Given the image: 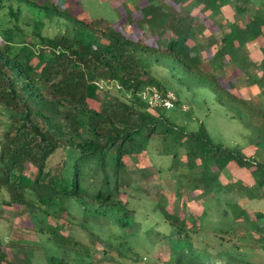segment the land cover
Masks as SVG:
<instances>
[{
    "label": "trees",
    "instance_id": "trees-1",
    "mask_svg": "<svg viewBox=\"0 0 264 264\" xmlns=\"http://www.w3.org/2000/svg\"><path fill=\"white\" fill-rule=\"evenodd\" d=\"M5 1H14L34 16L28 32L0 24V195L4 190L9 194L3 204L25 205L23 211L30 216L37 211L49 217L52 210L74 218L76 211L82 227L95 221L136 232L139 224L122 200L125 181L119 173L126 169V160L142 162L154 140L183 147L190 171L203 166L200 173L207 167L221 172L234 164L264 185V160L213 145L203 127L185 132L170 126L157 133L158 125L166 122L164 110L149 108L140 97L150 86L167 90L153 67L170 63L195 85L209 87L220 104L236 102L253 116L256 109L202 69L195 42L196 10L220 13L230 5L241 16L247 14L249 0H133L122 5L125 23L107 29L79 20L72 9L78 4L72 0L0 3ZM183 5L187 6L180 9ZM9 15L18 20L20 8L9 5ZM46 25L54 29L53 35L44 33ZM133 25L145 26L153 43L144 42L143 32L134 31ZM262 26L257 12L242 24H231L216 58L231 63L226 49L252 42ZM160 39L167 40L164 49L157 44ZM260 144L264 147V138ZM59 149L68 153L69 161L48 168ZM28 167L33 176L25 173ZM165 217L172 229L167 245L174 264H209L206 251L194 246L183 221L169 213ZM56 225L39 226L38 232L47 233V240L60 251L47 257V264H72V255L82 264H94L87 249L69 234L70 227L63 233V226ZM2 244L0 264H30L23 248L12 252Z\"/></svg>",
    "mask_w": 264,
    "mask_h": 264
},
{
    "label": "rangeland",
    "instance_id": "rangeland-1",
    "mask_svg": "<svg viewBox=\"0 0 264 264\" xmlns=\"http://www.w3.org/2000/svg\"><path fill=\"white\" fill-rule=\"evenodd\" d=\"M132 1L72 0L71 3L78 4V8L72 9L74 14L79 13V20L107 29L116 23H125L122 5L129 6ZM9 5L17 11L20 8L18 20L9 15ZM17 7L14 1L0 3V24L17 25L28 32L34 13L23 6ZM256 12L264 21V0H249L247 14L241 16L230 5L220 13L196 10L195 42L200 47L202 69L214 74L225 90L248 102L257 112L248 116L236 102L220 104L209 87L195 85L179 68L168 63L153 67V73L163 80L167 90L175 93L179 105L163 111L166 122L158 125L157 133L170 130V126L185 132H197L203 127L213 145L236 150L257 161L264 160V147L260 144L264 138V64L261 63L264 26L252 42L226 49L231 63L215 55L230 25L242 24ZM139 29L144 34L141 35L144 42L153 43L155 38L145 26L133 25V30L140 34ZM54 32L46 25L44 33L53 35ZM166 42L160 39L157 44L164 49ZM181 104L187 111L180 109ZM147 149V154H142V162L126 160V169L119 173L125 181L121 188L122 200L134 211L139 224L136 232L102 226L95 221H88L82 227L81 216L76 211H73L74 218L52 210L49 217L37 211L30 216L23 211L25 205L3 204V200H9L4 190L0 195L3 249L11 251L12 247L14 252L15 248H23L30 264H47V257L60 252L47 240V233L38 232L39 226L44 228L50 223L63 226V233L70 227L69 234L87 249L94 264H174L167 245L172 231L165 217L169 213L183 221L194 246L206 251L209 264H264V185L259 186L255 175L234 164L221 172L207 167L205 173H200L204 171L203 166L190 171L183 147L176 149L175 145L161 140L151 141ZM174 152H177L175 156ZM66 161H69L68 153L59 149L50 157L48 168ZM25 173L33 176L30 167ZM68 257L72 264H82L79 257ZM9 260H13L11 252Z\"/></svg>",
    "mask_w": 264,
    "mask_h": 264
},
{
    "label": "built area",
    "instance_id": "built-area-1",
    "mask_svg": "<svg viewBox=\"0 0 264 264\" xmlns=\"http://www.w3.org/2000/svg\"><path fill=\"white\" fill-rule=\"evenodd\" d=\"M140 97L151 109L171 110L179 105V99L171 90H160L155 86L148 87L141 92ZM180 109L185 112L187 108L181 104Z\"/></svg>",
    "mask_w": 264,
    "mask_h": 264
}]
</instances>
